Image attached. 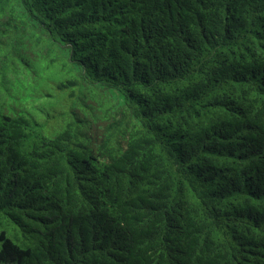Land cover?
<instances>
[{
  "label": "trees",
  "instance_id": "1",
  "mask_svg": "<svg viewBox=\"0 0 264 264\" xmlns=\"http://www.w3.org/2000/svg\"><path fill=\"white\" fill-rule=\"evenodd\" d=\"M0 264H264V0H0Z\"/></svg>",
  "mask_w": 264,
  "mask_h": 264
}]
</instances>
